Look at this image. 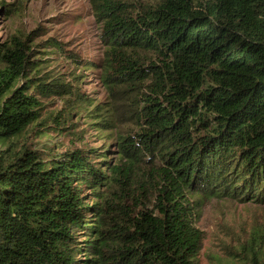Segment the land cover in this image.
I'll return each instance as SVG.
<instances>
[{
	"label": "trees",
	"instance_id": "16d2710c",
	"mask_svg": "<svg viewBox=\"0 0 264 264\" xmlns=\"http://www.w3.org/2000/svg\"><path fill=\"white\" fill-rule=\"evenodd\" d=\"M93 3L98 62L37 36L0 44V264H200L205 199L264 206V0ZM85 71L109 102L82 97ZM81 118L106 146H18ZM231 264H264V228Z\"/></svg>",
	"mask_w": 264,
	"mask_h": 264
},
{
	"label": "rangeland",
	"instance_id": "374dc122",
	"mask_svg": "<svg viewBox=\"0 0 264 264\" xmlns=\"http://www.w3.org/2000/svg\"><path fill=\"white\" fill-rule=\"evenodd\" d=\"M103 30V21L96 12L93 0H0V44H10L14 39H26L28 36L30 44L37 36L41 46H49L51 39L63 50L98 62L103 58L106 45ZM62 53L59 51L55 57H49L57 59L49 68L58 63L65 64V57H60ZM73 69L71 64H67L68 71ZM98 74V71H85L79 90L89 102L102 104L109 102V98ZM76 117V114L73 115V118ZM90 122L94 121L81 118L72 127L65 125L61 137H47L39 131V127L31 128L18 146L25 144L31 150L40 152L45 150L44 143L49 142L58 153L68 149H93L102 143L106 146L107 140L101 138L107 133L98 131V125H89ZM56 128L51 124L48 129L54 131ZM0 150L3 147L0 146ZM195 227L202 233L199 263L231 264V247L244 242L255 228H264V206L244 204L230 197L207 198L196 212Z\"/></svg>",
	"mask_w": 264,
	"mask_h": 264
}]
</instances>
